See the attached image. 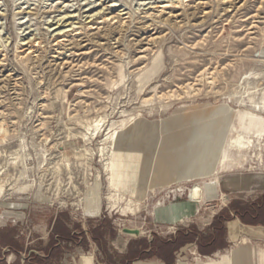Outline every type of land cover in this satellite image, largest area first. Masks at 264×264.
I'll list each match as a JSON object with an SVG mask.
<instances>
[{"label":"rangeland","instance_id":"374dc122","mask_svg":"<svg viewBox=\"0 0 264 264\" xmlns=\"http://www.w3.org/2000/svg\"><path fill=\"white\" fill-rule=\"evenodd\" d=\"M256 123L264 0H0V229L49 249L44 264H160L129 246L207 231L264 189ZM239 176L254 190L225 193ZM238 234L174 264L264 249Z\"/></svg>","mask_w":264,"mask_h":264},{"label":"crops","instance_id":"0c3cea01","mask_svg":"<svg viewBox=\"0 0 264 264\" xmlns=\"http://www.w3.org/2000/svg\"><path fill=\"white\" fill-rule=\"evenodd\" d=\"M257 129L264 130V123H262V126L260 128L258 126ZM254 185L255 184H252L251 181L250 183L245 182L243 180V177L239 176L237 178H234V182L231 183V185L226 186L228 189L223 190L225 193H241L247 190H254L252 188ZM263 195L264 189L259 191L258 195L256 196V199L249 201V203L236 199H231L228 202V206H226L225 208L221 206V211L218 210L210 216L211 219L208 223L207 231L201 230L199 228L197 229L195 226H190V229L186 230L187 232L195 231L196 233L202 234L206 238L212 237L215 233V230L212 227L214 218L221 212L228 215V219L224 221V231L222 239L223 243L221 246H216L214 244L215 247L211 248V252L202 254L199 251V246L196 242L190 243L187 246L180 247L174 251V260L171 264L175 263L177 253L181 252L185 248L187 249L188 247L194 246L202 255H210L215 251L225 249L228 245H230L231 241H233L234 238L238 237V232L245 229H250L251 231H253L254 234L264 237V206L259 212V217L256 218V223H244L243 221H241V219L233 209V204L252 205V203L262 199ZM171 216L176 217L175 213L173 212ZM53 217H60V215H55ZM183 217H187V214H185ZM250 219L252 220L253 218L250 217ZM81 227L85 230V234H87V229L84 227L83 223H81ZM77 232L80 233V231L78 230ZM177 232L178 230L166 239H170L171 237L176 236ZM32 241L33 240H31V243ZM211 246L212 245H207L206 247L210 248ZM126 250L127 244L125 249H122V251H117L124 255L126 254ZM45 251L46 254L43 250L35 251L32 249V247H30V245L28 247L25 242L16 238L13 229H0V264H44V261L48 260L49 249ZM147 259H158L160 261V264H166L161 258L157 256H152L149 258H136L137 261H146ZM242 260H247L248 264H264V249H258L244 245L232 250L230 255L223 256L220 260L215 261L212 264H236L237 262H240Z\"/></svg>","mask_w":264,"mask_h":264},{"label":"trees","instance_id":"16d2710c","mask_svg":"<svg viewBox=\"0 0 264 264\" xmlns=\"http://www.w3.org/2000/svg\"><path fill=\"white\" fill-rule=\"evenodd\" d=\"M264 206V195L262 199L252 203V205H238L233 204V209L239 216L241 221L244 223H256V218L259 217V212ZM250 217L253 219L251 220ZM228 219V215L221 212L219 213L212 223V227L215 233L212 237H204L200 233L195 231L187 232L186 230H180L177 232L176 236L170 239H161L156 236L151 241H143V246H139V249L133 250L129 246L128 257L129 259L136 258H149L152 256H157L161 258L166 264H171L174 260V251L180 247L187 246L190 243L196 242L199 246V251L202 254L211 252V248L222 245L223 231H224V221ZM65 236V235H61ZM94 239L99 242V238L94 236ZM215 244V245H214ZM132 245V244H131ZM207 245H212L207 248Z\"/></svg>","mask_w":264,"mask_h":264},{"label":"bare ground","instance_id":"6f19581e","mask_svg":"<svg viewBox=\"0 0 264 264\" xmlns=\"http://www.w3.org/2000/svg\"><path fill=\"white\" fill-rule=\"evenodd\" d=\"M228 1H231V0H227V2ZM165 7H168L169 5L168 4H165L164 5ZM91 8H89L87 11H89ZM88 17H89V15H88ZM60 21V20H59ZM258 126V125H257ZM240 136H242V135H240ZM117 140H119V139H117ZM116 145H118V143L116 142ZM206 152H207V150H204L203 152H202V155H205L206 154ZM66 156V155H65ZM203 168H204V166H203V164H202V161H200V164H199V167L197 168V170H196V173L197 174H201V171L203 170Z\"/></svg>","mask_w":264,"mask_h":264},{"label":"built area","instance_id":"2783aa9c","mask_svg":"<svg viewBox=\"0 0 264 264\" xmlns=\"http://www.w3.org/2000/svg\"><path fill=\"white\" fill-rule=\"evenodd\" d=\"M3 217H18L17 215H2Z\"/></svg>","mask_w":264,"mask_h":264}]
</instances>
